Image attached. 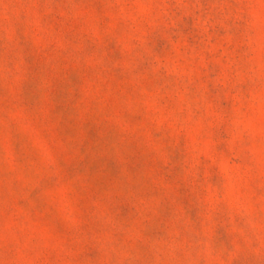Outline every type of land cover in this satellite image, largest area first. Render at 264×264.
Returning a JSON list of instances; mask_svg holds the SVG:
<instances>
[{
  "label": "rangeland",
  "instance_id": "374dc122",
  "mask_svg": "<svg viewBox=\"0 0 264 264\" xmlns=\"http://www.w3.org/2000/svg\"><path fill=\"white\" fill-rule=\"evenodd\" d=\"M0 264H264V0H0Z\"/></svg>",
  "mask_w": 264,
  "mask_h": 264
}]
</instances>
